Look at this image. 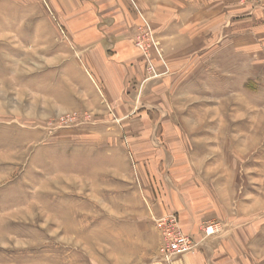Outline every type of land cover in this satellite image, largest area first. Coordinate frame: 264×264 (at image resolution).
<instances>
[{"label": "rangeland", "instance_id": "obj_1", "mask_svg": "<svg viewBox=\"0 0 264 264\" xmlns=\"http://www.w3.org/2000/svg\"><path fill=\"white\" fill-rule=\"evenodd\" d=\"M234 6L172 57L136 12L144 79L113 102L50 3L0 0V264H147L183 209L196 247L264 264V0Z\"/></svg>", "mask_w": 264, "mask_h": 264}, {"label": "crops", "instance_id": "obj_2", "mask_svg": "<svg viewBox=\"0 0 264 264\" xmlns=\"http://www.w3.org/2000/svg\"><path fill=\"white\" fill-rule=\"evenodd\" d=\"M45 1L61 16L73 47L83 56L93 77L102 81L113 102L118 99L117 93L121 96L124 90L129 92L131 86H137L144 79L141 55L129 35L136 24V12L148 15L156 31L168 37L166 53L172 57L198 44L191 31L202 29L200 22L220 17L229 19L224 14H233L238 7L234 6L237 0ZM220 26L226 25L220 23ZM120 102L128 108L126 100ZM190 214L183 209L180 216V226L185 234L191 228L188 224L193 216ZM215 255L209 246H199L170 263L159 258L147 264H229Z\"/></svg>", "mask_w": 264, "mask_h": 264}, {"label": "built area", "instance_id": "obj_3", "mask_svg": "<svg viewBox=\"0 0 264 264\" xmlns=\"http://www.w3.org/2000/svg\"><path fill=\"white\" fill-rule=\"evenodd\" d=\"M137 46L147 56L148 51L145 44L141 41L137 42ZM150 63V61H149ZM151 67L152 64L150 63ZM158 228L160 229L164 244L160 249L161 257L164 261L170 262L174 258L192 251L196 247V243L191 235L185 234L180 225H178L177 217L174 214L162 216L157 220ZM219 227L215 223H211L204 228L206 236L215 234Z\"/></svg>", "mask_w": 264, "mask_h": 264}]
</instances>
